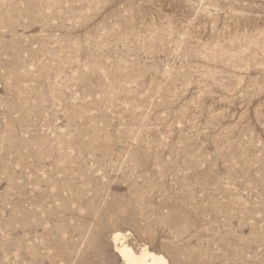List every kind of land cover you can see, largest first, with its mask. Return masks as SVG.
I'll return each mask as SVG.
<instances>
[{"label":"rangeland","instance_id":"rangeland-1","mask_svg":"<svg viewBox=\"0 0 264 264\" xmlns=\"http://www.w3.org/2000/svg\"><path fill=\"white\" fill-rule=\"evenodd\" d=\"M121 242L264 264V0H0V264Z\"/></svg>","mask_w":264,"mask_h":264},{"label":"bare ground","instance_id":"bare-ground-1","mask_svg":"<svg viewBox=\"0 0 264 264\" xmlns=\"http://www.w3.org/2000/svg\"><path fill=\"white\" fill-rule=\"evenodd\" d=\"M114 239L120 241L122 239L121 234H115ZM116 253L122 261L121 264H169L161 255H156L146 249H141L139 253H136L122 242L116 248Z\"/></svg>","mask_w":264,"mask_h":264}]
</instances>
